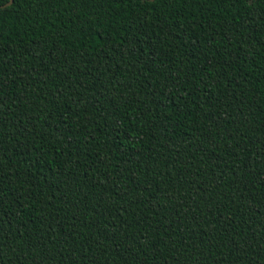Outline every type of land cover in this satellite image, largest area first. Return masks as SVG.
Listing matches in <instances>:
<instances>
[{
	"label": "trees",
	"instance_id": "trees-1",
	"mask_svg": "<svg viewBox=\"0 0 264 264\" xmlns=\"http://www.w3.org/2000/svg\"><path fill=\"white\" fill-rule=\"evenodd\" d=\"M0 264H264V0L0 6Z\"/></svg>",
	"mask_w": 264,
	"mask_h": 264
},
{
	"label": "water",
	"instance_id": "water-1",
	"mask_svg": "<svg viewBox=\"0 0 264 264\" xmlns=\"http://www.w3.org/2000/svg\"><path fill=\"white\" fill-rule=\"evenodd\" d=\"M250 3H252V0H249ZM12 3V0H9L8 2H6L4 5H0V6H6Z\"/></svg>",
	"mask_w": 264,
	"mask_h": 264
},
{
	"label": "snow or ice",
	"instance_id": "snow-or-ice-1",
	"mask_svg": "<svg viewBox=\"0 0 264 264\" xmlns=\"http://www.w3.org/2000/svg\"><path fill=\"white\" fill-rule=\"evenodd\" d=\"M252 2L254 3V0H252Z\"/></svg>",
	"mask_w": 264,
	"mask_h": 264
}]
</instances>
